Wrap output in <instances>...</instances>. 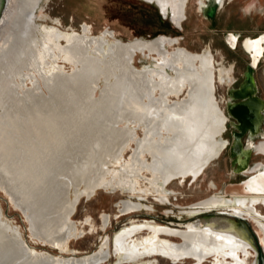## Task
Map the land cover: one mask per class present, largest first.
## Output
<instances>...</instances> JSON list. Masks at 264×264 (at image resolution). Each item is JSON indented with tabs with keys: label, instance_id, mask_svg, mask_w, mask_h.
<instances>
[{
	"label": "bare ground",
	"instance_id": "bare-ground-1",
	"mask_svg": "<svg viewBox=\"0 0 264 264\" xmlns=\"http://www.w3.org/2000/svg\"><path fill=\"white\" fill-rule=\"evenodd\" d=\"M39 1L0 0V16L5 12L0 20V183L26 209L32 235L69 252V241L81 233L71 219L81 197L119 190L141 199L152 193L164 203L172 180H195L219 155L225 115L214 83L216 71L222 79L228 70L217 69L210 52L167 50L176 41L168 37L107 43L85 30H40L32 20ZM143 1L154 3L178 26L184 18L187 0ZM262 44L264 34L243 43L254 65ZM136 53L161 60L138 69L132 64ZM58 56L75 69L65 72ZM27 77L33 78L29 87ZM183 90V98L170 99ZM259 148L264 153V141ZM254 173L245 182V195L211 194L184 210L195 217L183 225L131 223L116 232L113 250L104 236L97 250L77 257L37 250L0 219V264H105L112 255L115 264H159V258L171 264L186 259L257 264L249 258L256 247L245 224L220 215L196 218L210 211L246 215L264 235V214L256 208L264 206V167ZM139 179L148 184L138 187ZM119 208L127 214L150 207L122 199ZM107 222L102 215V227Z\"/></svg>",
	"mask_w": 264,
	"mask_h": 264
},
{
	"label": "rangeland",
	"instance_id": "rangeland-1",
	"mask_svg": "<svg viewBox=\"0 0 264 264\" xmlns=\"http://www.w3.org/2000/svg\"><path fill=\"white\" fill-rule=\"evenodd\" d=\"M204 1L187 0L184 6V18L179 26L171 20L170 15H163L154 3L143 0H40L33 11L32 20L40 30L44 28L56 29L57 31L76 34H81L85 30L87 36L102 38L107 43H114L118 40L129 42L137 39L152 40L168 37L176 41L174 44L166 46L167 50L185 48L198 54L210 52L216 68L223 67L228 70L227 78L225 75L223 80L220 79L216 71L214 83V95L219 107L224 111L227 87L249 63V54L241 46L242 40L264 33V0H223L222 6L213 11L212 17L205 16L201 9V4ZM4 15L5 12L1 13L0 20ZM3 26L4 24L1 28ZM231 35L236 36L233 43L229 40ZM60 43L65 44V41L61 39ZM160 60V57L155 54L136 53L132 64L140 69L145 66H155V62ZM262 60L264 61V58ZM57 61L67 73H71L75 69L72 63L63 62L59 56ZM167 73L173 74L170 69H167ZM255 76L260 85L261 94L264 95V65L261 70L256 72ZM32 80L33 78L30 77L25 78L24 85L31 86ZM101 83L99 80V84ZM185 95L186 92L183 90L177 98L170 97V99L183 98ZM228 131L227 127L226 131L221 133L218 138L222 141H229ZM136 134L142 136V127L136 128ZM261 142L260 139L256 141L257 145L251 159V166L245 176L254 173L253 170L264 167V153L259 148ZM133 146L131 144V147ZM131 147L123 152L124 160L129 159L132 153ZM227 150V146L222 148L219 155L204 168L203 174L201 173L195 180L186 179L183 182L176 179L172 180L166 186L168 201L164 203L160 202L152 193H147L141 199L137 195L129 196L128 193L119 190L109 192L99 189L89 198L81 197L71 215L75 227L81 233L69 241L68 247L71 250L69 252H61L41 241L38 236L32 235L29 219L25 218V214L13 204L1 187L0 219L17 228L27 245L51 255L77 257L89 253L99 248L104 236L107 237L109 248L113 250L112 241L116 232L131 223L148 221L183 225V223L191 221L195 216L189 217L184 213V210L211 194L221 193L225 184L239 178V176L236 177L231 173ZM115 168H119V166L115 165ZM143 173L149 175L146 171ZM139 180L138 187L144 188L148 184L143 179ZM122 199L139 201L150 208L122 214L119 208V202ZM256 208L264 214V206L261 203L256 204ZM102 215L108 217L105 227H102ZM212 215L228 217L236 223L238 220L242 224L245 223L256 245V249L251 251L252 257L249 258L256 261V253L258 252L259 258L263 257L264 259L263 232L255 224L256 221L254 222L252 218L246 217L244 214L242 215L248 222L226 214H219L218 211L197 214L196 218ZM143 233L145 231L137 234V237L141 239ZM172 239L178 241L177 238ZM260 261L259 259L258 264H261ZM115 262L116 256L112 255L105 264H115ZM159 264L171 263L159 258ZM176 264L194 263L191 259H186L182 263ZM203 264H211V262L208 259Z\"/></svg>",
	"mask_w": 264,
	"mask_h": 264
},
{
	"label": "water",
	"instance_id": "water-1",
	"mask_svg": "<svg viewBox=\"0 0 264 264\" xmlns=\"http://www.w3.org/2000/svg\"><path fill=\"white\" fill-rule=\"evenodd\" d=\"M253 94L254 83L251 76L249 75L247 76L245 83L233 95V98L242 100L236 103H227L226 105L228 116L232 117L236 121L231 122L232 127L237 131L233 132L234 141L230 148L231 165L233 167V165L237 164L236 168H232V172L234 173H244L249 171V159L251 155V147L253 146L251 137L257 135L260 132V125L263 121V115L261 112L264 110V101L256 96H253ZM246 131L249 133V138L247 144L243 146L240 138ZM261 136L264 137L263 132L261 133ZM252 175L253 174L246 176L239 182L227 183L222 189L221 194L225 196L245 195V182ZM0 187L3 189L1 183ZM3 190L10 197L13 204L24 214L26 209L24 207H20L16 201H13V195L11 196L10 192L6 188ZM256 260L259 261L257 257ZM260 260L261 264H264L263 257H261ZM256 263L258 264V262Z\"/></svg>",
	"mask_w": 264,
	"mask_h": 264
},
{
	"label": "flooded vegetation",
	"instance_id": "flooded-vegetation-1",
	"mask_svg": "<svg viewBox=\"0 0 264 264\" xmlns=\"http://www.w3.org/2000/svg\"><path fill=\"white\" fill-rule=\"evenodd\" d=\"M223 3V2H222ZM222 3L220 4L219 3V0H205L204 2H202L201 4V9L204 11L205 13V16H211L212 17V13L213 11H215L218 7L220 8L222 6ZM264 34V33H263ZM260 35L262 34H258L256 36H253V37H247L249 39H255L257 37H259ZM234 37H236L235 35H233ZM247 38H244L242 40V43H241V46L243 48V50L247 52V50L245 49V47L243 46V43L245 42V40ZM227 40H228V35H227ZM262 50L259 54H257V61L255 63V65L253 66L252 64V60H251V56L249 54V63L247 64V66L239 73V76H237L233 82L227 87L226 89V92H225V99H224V115H225V121H224V128L222 130L221 133L225 132L227 127L229 129V136H230V140L229 141H224V144L222 146V148L226 147L227 146V154H228V158H229V163H230V170H231V173H233V175H235L236 177L239 176V178H236L233 182H230V183H235V182H239L240 180L244 179L246 176H245V173H234L232 172V168H236L237 167V164L231 165V157H230V148L233 144V141H234V136H233V132H235L236 130L232 127L231 125V122H236L235 119H233L232 117H229L228 114H227V109H226V105L227 103H236V102H239L241 101L242 99H235L233 98V95L241 88V86L245 83L246 79H247V76H251L252 80H253V83H254V94L253 96H256L258 98H260L261 100L264 101V95L261 94V88H260V85L258 83V80L256 78V72L258 70H261L263 65H264V61L262 60L264 57H263V52H264V44H262ZM262 115H263V121L260 125V132L257 134V135H254L251 137V142L253 143V146L251 147V155H250V159H249V167L251 166V159H252V156H253V153H254V150H255V145L256 144V141L258 139L264 141V137L261 136V133L263 132L264 133V110L261 112ZM226 125H228L226 127ZM237 132V131H236ZM248 138H249V133L248 131H246L245 133H243V135L241 136L240 140H241V143L243 146H245L247 144V141H248ZM221 148V149H222ZM241 177V178H240ZM226 185V184H225ZM235 218H238V217H235ZM241 220H244L246 221L247 219L244 217V218H239ZM238 220V219H236ZM254 221V220H253ZM238 223H241V221H237ZM248 222V221H246ZM255 222V221H254ZM245 224V223H244ZM255 224L257 225V227L260 229V226H258V224L255 222ZM261 230V229H260ZM262 233V232H261ZM263 234V233H262ZM263 238H264V235H263ZM254 240V239H253ZM253 244L255 245V243L253 242ZM256 247V245H255ZM256 249V248H255ZM261 262V261H260Z\"/></svg>",
	"mask_w": 264,
	"mask_h": 264
}]
</instances>
